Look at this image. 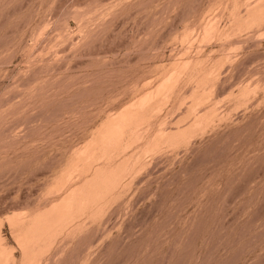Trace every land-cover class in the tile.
<instances>
[{"label": "rangeland", "instance_id": "obj_1", "mask_svg": "<svg viewBox=\"0 0 264 264\" xmlns=\"http://www.w3.org/2000/svg\"><path fill=\"white\" fill-rule=\"evenodd\" d=\"M0 264H264V0H0Z\"/></svg>", "mask_w": 264, "mask_h": 264}]
</instances>
